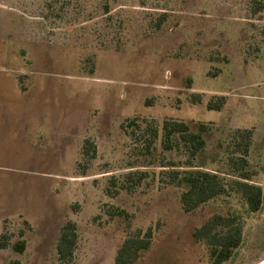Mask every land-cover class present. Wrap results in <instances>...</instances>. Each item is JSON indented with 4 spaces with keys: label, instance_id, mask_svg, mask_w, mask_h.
Returning <instances> with one entry per match:
<instances>
[{
    "label": "rangeland",
    "instance_id": "1",
    "mask_svg": "<svg viewBox=\"0 0 264 264\" xmlns=\"http://www.w3.org/2000/svg\"><path fill=\"white\" fill-rule=\"evenodd\" d=\"M254 1L0 0V237L9 239L0 264H60L69 221L78 234L69 264H115L124 239L148 229L142 264H211L193 234L215 214L243 227L224 264H264V196L250 212L232 179L250 133L245 171L264 192V11L254 14ZM220 95L226 105L208 110ZM166 119L209 127L191 165L227 186L192 213L173 180L190 159L163 150ZM21 240L23 253L12 248Z\"/></svg>",
    "mask_w": 264,
    "mask_h": 264
},
{
    "label": "trees",
    "instance_id": "2",
    "mask_svg": "<svg viewBox=\"0 0 264 264\" xmlns=\"http://www.w3.org/2000/svg\"><path fill=\"white\" fill-rule=\"evenodd\" d=\"M104 8L105 13L110 11ZM264 11V1L255 0L252 7V12L257 14ZM165 13L158 18L156 27L159 29L166 20ZM191 88V85L187 86ZM215 101L211 100L207 103L208 110H222L226 105V96H214ZM192 103H202L200 94L191 95ZM151 139L147 146V152H151V146L154 139L158 136V131L155 127L150 128ZM209 132V127L206 124L200 123L198 126L189 125L180 120L166 119L162 124V148L166 151L176 150L186 153L189 157V170H186L179 175L176 173L173 180H177L178 185L183 188L180 194V204L185 213H192L202 205L223 196L228 192L227 186L223 182V178L218 171L200 169L191 165V161L196 156L201 154V151L206 146L205 134ZM244 155L239 160L233 162L236 168V174L232 175L233 184L236 189L242 194L245 199L248 210L252 213H258L263 207L264 192L261 186L253 184L249 173L245 171L247 160L246 156L251 145L252 136L247 133L244 137ZM84 155L94 158L96 148L90 140H86L84 144ZM141 174L137 178H131L128 174L126 181L132 182L134 185L140 183ZM122 188V187H121ZM107 194L111 197L114 194L107 189ZM115 214L127 216L125 210L114 208ZM194 237L198 241L206 244L209 253V261L211 264H224L231 260L236 251L240 248L243 242V227L237 215H222L215 214L205 223L194 231ZM152 230L148 229L143 236H128L119 246L115 264H142L141 258L143 254L149 250L152 243ZM9 239L5 234L0 237V248H6L9 245ZM78 234L76 224L67 222L59 235L56 243V252L60 264H69L77 247ZM12 248L20 253L25 250V241H17ZM11 264H20V261L15 260Z\"/></svg>",
    "mask_w": 264,
    "mask_h": 264
}]
</instances>
